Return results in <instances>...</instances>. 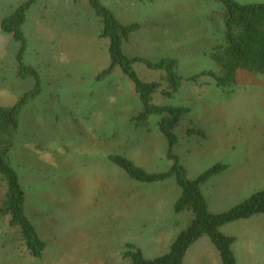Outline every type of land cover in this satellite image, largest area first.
Wrapping results in <instances>:
<instances>
[{
	"label": "rangeland",
	"instance_id": "obj_1",
	"mask_svg": "<svg viewBox=\"0 0 264 264\" xmlns=\"http://www.w3.org/2000/svg\"><path fill=\"white\" fill-rule=\"evenodd\" d=\"M27 1L0 0V104L6 107L36 85L32 77H13L18 45L1 29L2 20ZM105 3L122 24L139 27L123 43L127 57L176 61L182 81L170 98L163 95L168 88L163 71L141 62L132 67L142 82L160 83L152 105L188 110L172 149L187 178L218 163L227 166L204 187L209 211L225 213L264 191V73L242 75L223 87L208 76L189 80L204 72L223 74L212 58L224 45L223 6L216 0ZM101 32L87 0H36L26 13L22 63L37 72L38 93L20 113L10 160L45 250L39 259L30 258L15 231L1 222L0 264H131L124 257L127 245L152 260L168 252L190 223L191 213L173 211L181 193L174 178L137 182L108 160L122 155L155 174L173 164L159 130L164 114L140 124L136 117L143 105L118 66L96 78L110 64L109 42ZM190 130L194 134L188 135ZM221 232L236 237L237 264H264V215L228 224ZM213 250L198 245L186 264H221Z\"/></svg>",
	"mask_w": 264,
	"mask_h": 264
},
{
	"label": "trees",
	"instance_id": "obj_2",
	"mask_svg": "<svg viewBox=\"0 0 264 264\" xmlns=\"http://www.w3.org/2000/svg\"><path fill=\"white\" fill-rule=\"evenodd\" d=\"M35 1H27L10 16L4 18L1 23L2 31L10 34L18 45L15 57L16 69L13 71V77L21 79L32 77L36 85L31 92L22 95L11 106L6 107L0 104V223L5 222L9 229L15 231L16 241L20 243L30 258L39 259L45 250V243L27 216L26 194L20 184L19 175L11 164L12 160H10V153L15 146V138L19 130L20 113L28 101L38 93L39 76L37 72L32 67H27L22 63L25 50L22 25L25 22L28 9ZM87 1L88 6L101 20V36L107 38L109 42L110 64L96 78L101 80L107 77L118 66L134 84L135 92L143 105L142 112L139 117H136L140 124H143L141 121H146L151 115L164 114L159 122V130L167 141L168 158L172 160L173 164L167 172L155 174L147 173L122 155H111L108 160L122 169L130 179L137 182L152 184L174 178L181 193L174 203L173 211L176 214L183 212L192 214L189 225L176 235L166 254L148 260L143 257L140 250L127 245L129 250L125 252L124 257L131 264H182L187 250L198 240L207 238L218 251L221 264H236L231 249L233 238L223 235L220 229L224 225L238 220L248 219L255 215H264V191L254 193L225 213L212 214L209 212L201 192V186L212 177L225 171L227 167L218 163L195 179L187 178L186 171L178 164V159L172 154V149L177 144L175 129L181 119L188 114V110L181 107L152 105L150 103L151 98L159 90L160 83L142 82L132 67L133 63L141 62L152 70L163 71L168 84L163 95L170 98L178 91L182 81L175 72L176 61L165 58L158 62H150L142 58L127 57L123 53V43L127 42L139 27L136 24H122L101 0ZM216 1L224 8V45L217 48L212 58L221 67L223 74L216 76L204 72L189 78V80L196 82L200 77L208 76L218 86L223 87L231 82L232 84L237 83L242 75L263 74L264 3L241 5L233 0ZM187 134H194V131L190 130Z\"/></svg>",
	"mask_w": 264,
	"mask_h": 264
},
{
	"label": "crops",
	"instance_id": "obj_3",
	"mask_svg": "<svg viewBox=\"0 0 264 264\" xmlns=\"http://www.w3.org/2000/svg\"><path fill=\"white\" fill-rule=\"evenodd\" d=\"M103 1V3H104V5L105 6H107V4L105 3V0H102ZM87 5H88V1H87ZM113 13H114V15H115V17L120 21V19L117 17V15H116V13L109 7V6H107ZM226 166V165H225ZM227 167V166H226ZM224 172V171H223ZM222 172V173H223ZM221 174V173H220ZM217 176V175H216ZM215 177V176H214ZM213 178V177H212ZM207 183H208V181L206 182V183H204L202 186H201V192H202V194H203V196H204V198H205V200H206V204H207V207H208V202H207V199H206V196H205V192H204V187L207 185ZM209 208V207H208ZM208 210H210V209H208ZM210 213H212V211H209ZM223 213V212H222ZM212 214H217V213H212ZM218 214H221V213H218ZM255 216H257V215H255ZM263 216V215H262ZM254 217V216H253ZM251 218V217H250ZM249 219V218H248ZM191 220V219H190ZM243 220H246V219H243ZM238 221H240V220H238ZM238 221H235V222H238ZM235 222H232V223H235ZM177 224V222H175V225ZM229 224H231V223H229ZM228 225V224H227ZM226 225H224L223 227H225ZM222 227V228H223ZM221 228V229H222ZM221 229H220V231H221ZM223 235H225V236H228V237H231V238H233V243H232V246H231V249H232V252H233V255H234V258H235V261H236V264H237V256H236V254H235V251H234V246H235V243H236V237L235 236H233V235H228V234H225V233H223V232H221ZM174 240V239H173ZM173 242V241H172ZM171 242V243H172ZM203 243H207V248H210V249H214L213 251V253H215V255H218V260L220 261V263H221V259H220V256H219V253H218V251L216 250V248L214 247V245L211 243V241L208 239V240H206V239H204V238H202V239H200V240H198L196 243H194L188 250H187V252H186V254H185V256H184V259H183V263L182 264H186V260H187V256H188V254H189V252H190V255H191V253L194 251V249L198 246V245H200V244H203ZM171 245V244H170ZM170 247V246H169ZM216 251V252H215ZM167 253V252H166ZM165 253V254H166ZM161 257V256H160Z\"/></svg>",
	"mask_w": 264,
	"mask_h": 264
}]
</instances>
